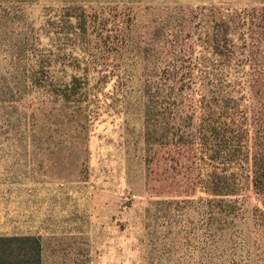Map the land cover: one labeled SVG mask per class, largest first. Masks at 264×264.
Wrapping results in <instances>:
<instances>
[{
	"label": "rangeland",
	"instance_id": "rangeland-1",
	"mask_svg": "<svg viewBox=\"0 0 264 264\" xmlns=\"http://www.w3.org/2000/svg\"><path fill=\"white\" fill-rule=\"evenodd\" d=\"M117 2L141 14L138 29L152 22L158 33L147 37L143 103L133 95L121 119L101 117L86 154V127L79 123L76 140L54 105L55 52L73 43L72 18L96 11L103 23ZM252 8L264 0H0V235L39 236L43 264H264V198L257 206L251 188L204 194L213 185L204 188L211 182L188 146L161 138L190 132L191 111L183 116L181 99L157 95L152 78L168 49L187 73L188 55L178 49L197 42L203 50L201 14ZM53 22L63 34L50 33ZM175 31L183 35L169 46L166 34ZM200 47L192 60L202 58Z\"/></svg>",
	"mask_w": 264,
	"mask_h": 264
},
{
	"label": "trees",
	"instance_id": "trees-1",
	"mask_svg": "<svg viewBox=\"0 0 264 264\" xmlns=\"http://www.w3.org/2000/svg\"><path fill=\"white\" fill-rule=\"evenodd\" d=\"M210 13L199 18L203 50L197 42L186 50L184 46L178 49L187 53L191 64L186 74L179 62L172 63L176 52L168 49L156 58L152 78L161 86L157 95L181 99L183 106L177 111L183 116L185 109L191 111L190 132L177 131L189 133L186 138L168 131L161 138H166V146H188L193 163L199 166L198 175L211 182L204 188L213 185L204 194L213 190L222 195L219 188H232L229 193L237 195L238 188H251L260 206L264 198V8ZM96 14L72 18L66 37L73 43L55 52L54 105L60 110L61 127L70 124L76 140L81 141L79 123L86 127V154L97 125L105 118L121 119L133 95L135 104L143 103V60L152 44L147 37L158 33L152 22L138 29L141 14L128 4L117 2L108 8L102 14L103 23L96 22ZM50 29L52 35L63 34L61 22H53ZM182 35L177 31L166 34L172 39L169 46ZM198 47L202 58L192 60ZM50 54L48 49L39 54L42 69H48ZM79 145L83 147L75 142V151L81 154ZM203 170L212 173L204 176ZM0 264H43L40 237L0 235Z\"/></svg>",
	"mask_w": 264,
	"mask_h": 264
}]
</instances>
